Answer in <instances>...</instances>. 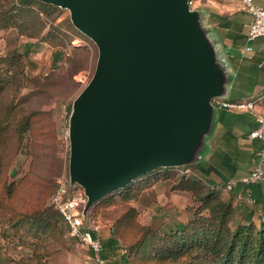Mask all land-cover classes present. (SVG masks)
Segmentation results:
<instances>
[{
  "label": "rangeland",
  "instance_id": "rangeland-1",
  "mask_svg": "<svg viewBox=\"0 0 264 264\" xmlns=\"http://www.w3.org/2000/svg\"><path fill=\"white\" fill-rule=\"evenodd\" d=\"M217 2L225 11L244 14L238 0H201V8L215 13ZM9 3L0 0V10ZM256 4L264 7L260 0ZM46 20L37 38H27L15 28H1L0 14V71L9 72L0 90V264H92L50 206L49 197L56 181L68 176L65 132L72 103L89 81L98 52L94 42L73 26L67 9L58 7ZM251 44L254 53L264 49V44ZM241 57L249 62L248 56ZM256 78L262 80L260 75ZM238 84L231 89L233 97L256 100L255 111L264 113L261 83L251 91ZM213 99L214 116L204 144L200 150L189 149L183 165L158 167L133 179L127 191L121 188L96 200L91 215L100 224L101 241L115 230L116 246L108 252L106 264H179L155 258L151 249L159 234L192 217L206 188L230 202L235 222H245L250 210L256 227L264 221L262 203L239 204L229 192L211 189L204 175L192 168L199 162L197 152L201 161L217 144L223 146L219 107ZM232 132L237 147H244L241 127L233 126ZM239 166L236 176L253 164Z\"/></svg>",
  "mask_w": 264,
  "mask_h": 264
},
{
  "label": "water",
  "instance_id": "water-1",
  "mask_svg": "<svg viewBox=\"0 0 264 264\" xmlns=\"http://www.w3.org/2000/svg\"><path fill=\"white\" fill-rule=\"evenodd\" d=\"M39 1L67 9L97 47L68 121V179L87 198L83 213L200 150L212 126L211 100L227 97L231 77L189 0Z\"/></svg>",
  "mask_w": 264,
  "mask_h": 264
},
{
  "label": "trees",
  "instance_id": "trees-1",
  "mask_svg": "<svg viewBox=\"0 0 264 264\" xmlns=\"http://www.w3.org/2000/svg\"><path fill=\"white\" fill-rule=\"evenodd\" d=\"M57 9L56 6L38 0H10V3L2 11L0 10L1 28H15L20 35L37 38L46 24V17ZM230 21L231 16L210 13V22L213 24V28L223 40L229 39L231 42L228 56L236 68L232 89L238 87V81L242 78H246L251 83L250 86L244 87L247 91H251L258 83H261L263 87L264 49L249 57V62L242 61L243 57L240 56L237 47L246 43L247 33L239 29L237 32L227 33L226 28L230 27ZM59 55L60 53L57 52V55L55 53L54 61L58 60ZM8 73L6 70L0 71V90L4 88L6 81L4 75ZM258 75L261 76V81L256 78ZM227 100L240 101L242 99L234 98L231 92ZM217 123L221 124L223 128V146L217 144L206 159L192 165L193 169H197L204 175L205 181L211 189L217 188L218 185L236 176L241 163L253 164L255 153L261 146L258 138L249 139L248 137L249 132L257 127L250 111H230L218 108ZM236 125L243 130L244 147L239 148L235 144L237 136L232 132V127ZM128 184L122 187L124 191H127ZM56 185L57 181L51 195ZM250 188L255 198L253 205L262 203L264 206V193L262 194L264 181L254 183L250 185ZM239 190L240 187H236L227 192L235 197V193ZM50 197L49 204L52 207ZM199 199L202 200V205L193 212L189 220L185 223H176L173 228L158 235L157 241L151 249L152 255L155 258H161L160 260H169L179 264H264V221H260L256 227L251 221L253 213L250 210L245 222H235L234 210L230 202L219 199L208 188L202 191ZM96 203L95 201L91 205L90 213ZM239 204L253 206L242 202ZM204 210H207L206 213H203ZM58 216L60 217L59 214ZM114 234L115 230L105 241H101V256L105 262H107L108 252H111L116 246ZM122 251V254H126V249H122Z\"/></svg>",
  "mask_w": 264,
  "mask_h": 264
},
{
  "label": "built area",
  "instance_id": "built-area-1",
  "mask_svg": "<svg viewBox=\"0 0 264 264\" xmlns=\"http://www.w3.org/2000/svg\"><path fill=\"white\" fill-rule=\"evenodd\" d=\"M238 4L239 9L250 17L246 44L241 49V53L250 57L249 53L252 51L250 43L256 38L264 36V7L256 4L254 0H238ZM213 101L217 107L230 111H250L257 123V127L251 130L248 135L249 139L258 138L261 141L260 149L255 153L253 166L248 172L231 177L217 186L225 191L240 187V190L235 193L237 201L253 205L255 198L250 185L264 181V113L255 111L256 100L254 99L228 101L226 98H214ZM65 136H68V130H66ZM86 200L83 189L76 183H70L68 176H61L57 180L55 190L50 197L53 209L60 215L76 243L87 251V258L92 261V264H106L101 256L100 224L91 215V206L83 213Z\"/></svg>",
  "mask_w": 264,
  "mask_h": 264
},
{
  "label": "crops",
  "instance_id": "crops-1",
  "mask_svg": "<svg viewBox=\"0 0 264 264\" xmlns=\"http://www.w3.org/2000/svg\"><path fill=\"white\" fill-rule=\"evenodd\" d=\"M256 1L259 0H254V2L256 3ZM262 2H264V0H260ZM189 7L192 10H197L199 12H201L202 17H201V25L202 28L205 29L207 31V33L210 35L211 39L214 41L215 43V48L218 51V54L220 57L225 59V63H226V68L227 71L230 73V81L227 85L228 87V94H231V89L232 86L235 82V77H236V68H234V66L232 65V63L230 62L229 56H228V52H229V48L231 46V42L229 39H224L221 40L220 35L218 34V32H216V30L213 28V24L210 22V13L214 12V11H205L204 9L201 8V0H189ZM216 10V9H215ZM217 15H227V16H231V21H230V27L226 28V32L230 33V32H237V30H241L245 33H247L248 30V25L250 24V17L247 13H244L242 15L238 14V12H234V11H225L224 6H220L218 5L217 2V10L216 12ZM261 37H258L254 42L255 46L262 44V40H260ZM246 44V43H245ZM245 44L240 48L239 53L241 56H244L245 53H241V49L245 46ZM222 45V46H221ZM252 46V44H251ZM254 54L253 52V46H252V51L249 53L250 57ZM247 56V55H245ZM240 84L246 85V86H250L251 83L250 81H248L246 78H242L240 81H238ZM256 85V84H255ZM254 85V86H255ZM233 94V92H232ZM228 97H226L227 99ZM251 168V167H250ZM248 172V171H247ZM246 172H241L238 175H242ZM237 175V176H238Z\"/></svg>",
  "mask_w": 264,
  "mask_h": 264
}]
</instances>
